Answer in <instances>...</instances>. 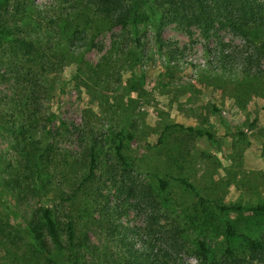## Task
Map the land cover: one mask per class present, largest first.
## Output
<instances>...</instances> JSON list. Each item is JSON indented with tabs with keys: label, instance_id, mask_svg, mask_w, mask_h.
I'll return each instance as SVG.
<instances>
[{
	"label": "trees",
	"instance_id": "16d2710c",
	"mask_svg": "<svg viewBox=\"0 0 264 264\" xmlns=\"http://www.w3.org/2000/svg\"><path fill=\"white\" fill-rule=\"evenodd\" d=\"M168 25L188 35L196 30L204 40L219 31L238 36L245 50L212 51L208 66L222 72L231 64L238 77L264 82V0H53L41 7L0 0V145L7 146L0 150V206L13 202L8 207L19 223L25 262L185 264L190 250L197 264H264V202L210 201L173 175L153 185L137 181L126 153L136 135L126 121L105 133L90 121L71 132L47 105L64 85L50 74L72 61L77 90L110 87L114 65L139 63L147 32L175 59L161 39ZM91 51L101 54L94 65L84 60ZM100 99L109 110L119 107ZM64 138L69 147L61 146ZM183 160L176 155L172 162L180 173ZM175 190L194 201L177 203ZM130 211L142 213L140 225L122 222Z\"/></svg>",
	"mask_w": 264,
	"mask_h": 264
},
{
	"label": "rangeland",
	"instance_id": "374dc122",
	"mask_svg": "<svg viewBox=\"0 0 264 264\" xmlns=\"http://www.w3.org/2000/svg\"><path fill=\"white\" fill-rule=\"evenodd\" d=\"M52 1L33 3L41 7ZM161 39L169 44L168 50L175 52V59H169L164 48L159 50L153 34L147 32L142 38L143 57L139 63L114 65L110 87L80 86L77 90L71 80L75 63L68 62L61 73L49 75L55 82L64 83L60 93L57 89L52 91L49 109L71 132L90 121L105 133L118 120L126 121V127L136 135L126 153L135 167L137 181L153 185L157 178L173 175L187 179L195 196L210 201L227 205L264 202V82L238 77L229 69L233 68L231 64L222 72L212 71L207 64L212 51L245 50L243 40L228 31H219L204 40L196 30H190L188 35L173 25L162 29ZM109 43L107 35L103 39L105 49ZM100 56L91 51L84 60L94 65ZM138 77L139 82L127 85ZM1 84L3 92L5 84ZM101 96L107 97L110 105L116 100L119 107L109 110ZM175 125L208 133L214 142L190 135ZM71 144L66 138L61 141L63 147ZM6 149L1 142L0 150ZM176 155L184 158L181 173L172 164ZM0 191H4L1 178ZM177 192V203L189 204L195 199L192 194ZM10 205L12 201L0 206V221L4 225L0 234V264H36L23 259L19 223L9 212ZM142 219V213L130 211L122 222L140 225ZM182 262L197 264L190 250L182 256Z\"/></svg>",
	"mask_w": 264,
	"mask_h": 264
}]
</instances>
